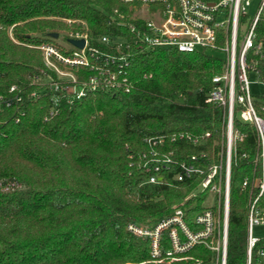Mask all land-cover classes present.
I'll list each match as a JSON object with an SVG mask.
<instances>
[{"label":"trees","instance_id":"16d2710c","mask_svg":"<svg viewBox=\"0 0 264 264\" xmlns=\"http://www.w3.org/2000/svg\"><path fill=\"white\" fill-rule=\"evenodd\" d=\"M130 22L141 19L131 2L121 0H0V96L21 97L0 111V264H211L213 253L202 244L184 259L156 263L172 248L168 227L160 234L161 256L154 257L151 237L132 233L127 224L149 230L181 207L189 229L200 227L195 217L206 208L207 193H190L201 175L176 181L174 166L164 184L146 182L150 173L141 167V155L149 148L147 136L163 135L160 150H173L177 160L201 151L204 166L216 160L223 108L205 98L224 59L139 47ZM257 28L263 42L257 73L264 85V19ZM52 32H64L66 40L87 33L91 45L127 55L130 91L86 90L68 102L50 89L58 78L37 46L51 44ZM104 35L123 42L104 45ZM53 45L63 54L71 51ZM71 71L80 82L90 74L85 67ZM256 96L260 110L263 97ZM233 120L242 137L231 161L226 264H244L248 208L260 189L254 180L261 165L254 161V127L236 115ZM208 130L206 144L168 138ZM254 209L264 211V189ZM257 242L256 248L264 246V237Z\"/></svg>","mask_w":264,"mask_h":264},{"label":"built area","instance_id":"2783aa9c","mask_svg":"<svg viewBox=\"0 0 264 264\" xmlns=\"http://www.w3.org/2000/svg\"><path fill=\"white\" fill-rule=\"evenodd\" d=\"M131 2L134 11L139 15L141 23H129L133 32L132 43L142 46H170L183 53L194 51L206 52L208 49L221 54L224 63L220 73L212 77L213 85L205 102L223 108L222 140L216 154V160L207 166V154L200 152L177 160L173 150L162 151L166 137L147 136L145 142L149 148L141 155V167L148 173L146 182L164 184L168 181L164 175L175 166L177 171L172 179L181 181L201 175L198 191L214 195V202L199 212L195 222L199 224L196 231L189 229L183 219V211L174 208L173 215L157 223L153 228L143 229L133 223L127 229L140 236H150L152 255L160 257L159 248L161 231L169 229L172 248L162 258L154 259L156 263L181 260L196 244H202L212 251L211 264H226L227 254V220L230 188L231 161L235 155V142L241 138L234 129L233 117L251 124L255 129L258 153H261V165L264 170V92L252 93L249 74L257 73V60L263 57V42L257 24L264 19V0H121ZM11 27L8 28L10 32ZM70 38L84 39L83 48L70 44L73 49L63 54L58 47L42 43L43 63L54 70L57 80L49 82V88L58 90L65 95L68 102L84 96L86 90H103L112 93H128L132 87L127 67V55L110 53L88 41L87 33L70 34ZM104 45L120 47L122 40L110 39L104 35L99 38ZM126 42V41H125ZM87 68L90 74L83 81H78L71 68ZM14 85L10 87L13 91ZM35 96L34 93H31ZM257 94H262L260 110L254 104ZM18 95L13 97L0 96L1 107H9L20 101ZM211 131L191 135L188 132L173 133L168 138L172 142L184 140L191 144H206ZM259 192L248 208L246 251L244 264H264V246L256 248L261 237L254 235V226L264 225V211L254 209L258 195L264 188V173L258 179ZM243 179V187L248 185ZM7 189V187H5ZM215 205V209L214 206ZM256 248V249H255Z\"/></svg>","mask_w":264,"mask_h":264},{"label":"rangeland","instance_id":"374dc122","mask_svg":"<svg viewBox=\"0 0 264 264\" xmlns=\"http://www.w3.org/2000/svg\"><path fill=\"white\" fill-rule=\"evenodd\" d=\"M66 38V36H65V33L64 32H61L57 37H54V38H52V43L54 44V43H57L58 45H60V46H62V47H65V49H69V50H72L73 49V47H71L67 42V40L65 39ZM51 43V44H52ZM208 54H212V55H217V56H219V57H222L221 56V54H219V53H217V52H215V51H213V50H210V49H208L207 51H206ZM248 79H249V81H250V89H251V91H252V93L254 94V93H263L264 92V85L263 84H261L259 81H258V79H257V77H256V75L255 74H249L248 75ZM220 136H221V134H220ZM221 140H222V136L220 137V140H219V143L221 142ZM257 146H258V144H257ZM261 153H256V155H255V158H254V161H255V163H259V165H261ZM264 173V170H263V165H261V176H262V174ZM260 176V177H261ZM258 179L259 178H256L254 181L256 182V183H258L259 184V181H258ZM264 189V188H263ZM198 192V190L197 189H194L191 193H190V195L191 196H194L195 195V193H197ZM189 195V196H190ZM214 195L212 194V193H210V194H206V196H205V199H204V205H206V206H208L209 205V203L210 202H214ZM255 228H254V235L255 236H259V237H264V225H262V224H257L256 226H254ZM245 251H246V248H245ZM137 264H139V263H137Z\"/></svg>","mask_w":264,"mask_h":264},{"label":"water","instance_id":"95a60500","mask_svg":"<svg viewBox=\"0 0 264 264\" xmlns=\"http://www.w3.org/2000/svg\"><path fill=\"white\" fill-rule=\"evenodd\" d=\"M57 36L58 33L52 32L51 37H57ZM67 41L75 47L83 48L84 39L68 38Z\"/></svg>","mask_w":264,"mask_h":264}]
</instances>
